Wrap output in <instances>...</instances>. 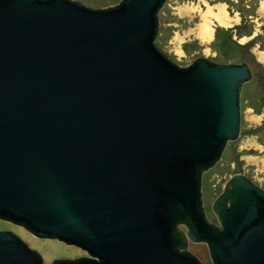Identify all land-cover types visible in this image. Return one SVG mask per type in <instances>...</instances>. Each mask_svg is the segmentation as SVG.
<instances>
[{
    "label": "water",
    "instance_id": "1",
    "mask_svg": "<svg viewBox=\"0 0 264 264\" xmlns=\"http://www.w3.org/2000/svg\"><path fill=\"white\" fill-rule=\"evenodd\" d=\"M165 0H0V219L86 251L48 264H264V190L236 173L205 216L202 175L241 129L246 62L180 66ZM186 231H179L178 225ZM0 264H43L0 229Z\"/></svg>",
    "mask_w": 264,
    "mask_h": 264
},
{
    "label": "rangeland",
    "instance_id": "2",
    "mask_svg": "<svg viewBox=\"0 0 264 264\" xmlns=\"http://www.w3.org/2000/svg\"><path fill=\"white\" fill-rule=\"evenodd\" d=\"M80 1L95 7H106L114 6L120 0ZM263 2L264 0H165L158 12L159 28L156 38L160 44L159 48L180 66L190 64L198 56L213 58L219 55L218 48L225 50L224 59H228L227 62L237 56L239 59H247L251 55L256 63L263 67L261 71L256 65L253 66L256 70L254 73L257 76V85L261 86L264 78V47L261 46L264 45ZM243 18L252 29L250 35L237 37L232 33L230 36H225L224 41L217 47L214 44L217 33L240 24ZM203 25L208 26V33L201 30ZM193 41L198 48L191 52L185 51L184 44ZM240 124L239 136L230 145L228 149L230 152L224 154L223 151L219 160L204 171L205 187L209 195L204 197L202 187V200L208 207L224 190L226 181L234 174L226 171L227 167L232 169L237 165L236 168L239 169L237 173H244L255 184L264 188V110L255 113L249 107L242 108ZM228 159H231L230 166L227 164ZM235 160L237 164L234 165ZM204 210L209 221L218 224L214 212L210 211L209 214L205 208ZM0 228H9L26 241L29 247L36 249L43 259V264H48L59 257L74 258L87 254L80 247L65 244L58 239H36L29 230L13 222L0 220ZM185 248L202 264H211L208 248L204 242L189 240Z\"/></svg>",
    "mask_w": 264,
    "mask_h": 264
},
{
    "label": "trees",
    "instance_id": "3",
    "mask_svg": "<svg viewBox=\"0 0 264 264\" xmlns=\"http://www.w3.org/2000/svg\"><path fill=\"white\" fill-rule=\"evenodd\" d=\"M245 18H243L241 20V23L240 24H237L235 25L234 27L232 28H229V29H225V30H222L220 33H217V38L216 40L214 41V44L217 45V47L219 46L220 43H222V41H224V38H226L225 36H230L232 33L237 35V37H241L243 35H250V33L252 32V29L250 28V26H248L246 24V20H244ZM158 39L156 38L155 39V43L157 44L158 47H160V44L158 43L157 41ZM262 47H264V45H261ZM184 50L187 51V52H191L195 49L198 48V45H196L195 41L193 42H189V43H185L184 46H183ZM218 54L217 56L211 58L217 62H220V63H225L228 61V59H224V54H225V50H222L220 48H218ZM238 57V56H237ZM234 58V59H231L229 60V62H246L250 68H251V74H252V77L249 81L245 82L242 86V90H241V94H240V100H241V109L244 108V107H249L251 108L255 113H260L261 111L264 110V78L262 79L261 81V84L263 85H257V81H256V74L254 73V68L253 66L256 65V67L258 68V70H261L263 69V67H261L258 63H256V61L254 60L253 57H251L250 55V58H244V59H239V58ZM262 87L260 89V87ZM255 131V129L253 130ZM233 143V141H228L227 144H226V147H225V150H224V154L226 153H229L230 151H228L230 145ZM230 155H228V158H229ZM230 160L231 159H228L227 160V164L228 166H230ZM234 162V165L237 164V161H233ZM237 166V165H236ZM236 166H233L232 169H229V167H227L226 171H229L231 174L236 172V171H239L238 167L236 168ZM228 172V173H229ZM205 177L203 179V193H204V197H208V193H207V190H206V182H205Z\"/></svg>",
    "mask_w": 264,
    "mask_h": 264
},
{
    "label": "flooded vegetation",
    "instance_id": "4",
    "mask_svg": "<svg viewBox=\"0 0 264 264\" xmlns=\"http://www.w3.org/2000/svg\"><path fill=\"white\" fill-rule=\"evenodd\" d=\"M237 173V171L236 172H234V174H236ZM233 174V173H232ZM240 174H243V175H245L244 173H240ZM232 176V175H231ZM245 176H247V175H245ZM248 177V176H247ZM203 179H204V173H203V175H202V183H203ZM202 187H203V184H202ZM260 187V186H259ZM260 188H262V187H260ZM263 190H264V188H262ZM212 204V203H211ZM211 204H210V206L208 207L206 204H204L203 203V207L208 211V213L210 212V211H212V209H211ZM204 212H205V210H204ZM210 214V213H209ZM206 216V215H205ZM0 220H4V219H0ZM4 222H11V221H9V220H4ZM0 229H9V228H0ZM177 229H179V231H186V227L184 226V225H182V224H180V225H178L177 226ZM10 230V229H9ZM35 236V235H34ZM35 238L37 239L38 237L37 236H35ZM39 239H41V238H39ZM188 242H189V240H188Z\"/></svg>",
    "mask_w": 264,
    "mask_h": 264
},
{
    "label": "bare ground",
    "instance_id": "5",
    "mask_svg": "<svg viewBox=\"0 0 264 264\" xmlns=\"http://www.w3.org/2000/svg\"><path fill=\"white\" fill-rule=\"evenodd\" d=\"M264 3V2H263ZM218 7V6H217ZM223 11V10H222ZM224 12V11H223ZM212 13V12H211ZM225 15V14H224ZM223 16V15H222ZM226 16V15H225ZM225 18V17H224ZM221 19H223V18H221ZM226 19H228V18H226ZM225 22V21H224ZM230 22V21H229ZM226 24V23H225ZM201 30L203 31V32H205V33H208V31H209V28H208V26H206V25H203L202 26V28H201ZM198 33V32H197ZM264 60V59H263Z\"/></svg>",
    "mask_w": 264,
    "mask_h": 264
}]
</instances>
